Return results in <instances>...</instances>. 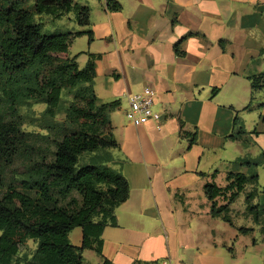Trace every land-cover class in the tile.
Instances as JSON below:
<instances>
[{"label": "crops", "instance_id": "1", "mask_svg": "<svg viewBox=\"0 0 264 264\" xmlns=\"http://www.w3.org/2000/svg\"><path fill=\"white\" fill-rule=\"evenodd\" d=\"M116 1L119 11L107 0H74L90 8L88 25L75 8L47 14L62 22L59 33L92 31V39L75 37L67 55L80 68L95 55L99 101H119L110 115L120 148L110 165L130 192L117 224L105 226L103 256L113 264H264V214L255 221L247 201L253 194L264 210V160L257 182L231 204L232 224L211 214L205 191L207 183L226 187L230 172L250 175L245 161L264 156V88L250 79L264 72V0ZM146 87L162 118L129 124L128 98ZM237 117L244 134L232 139ZM83 237L80 226L69 234L75 246ZM103 256L85 249L83 264H103Z\"/></svg>", "mask_w": 264, "mask_h": 264}, {"label": "trees", "instance_id": "2", "mask_svg": "<svg viewBox=\"0 0 264 264\" xmlns=\"http://www.w3.org/2000/svg\"><path fill=\"white\" fill-rule=\"evenodd\" d=\"M107 1L111 10L122 9L119 1ZM74 8L79 24L88 25L90 8L74 0H0V264H83L85 249L103 256L105 226L117 224L115 210L129 196L128 180L110 165L113 150L120 148L110 115L119 101H99L95 55L84 68L67 55L75 37L88 33L92 39V31L51 33L37 20L43 14L61 17ZM250 79L254 90L264 88V72ZM65 90L74 97L66 118L59 120L56 114ZM29 101L46 104L42 117L35 119L45 134L22 130L24 117L18 106ZM242 134L237 117L230 138ZM262 160L264 156L245 161L252 168L250 175L230 172L226 187L206 184L213 216L232 224L230 206L247 183L257 182L256 167ZM8 168L14 174L11 183ZM53 191L64 198L77 191L83 202L74 211L51 206ZM253 198L248 194V210L259 222L264 210L252 203ZM76 226L84 233L77 246L69 238ZM28 239L37 240L38 246L22 263L16 256ZM103 264L113 262L104 257Z\"/></svg>", "mask_w": 264, "mask_h": 264}, {"label": "rangeland", "instance_id": "3", "mask_svg": "<svg viewBox=\"0 0 264 264\" xmlns=\"http://www.w3.org/2000/svg\"><path fill=\"white\" fill-rule=\"evenodd\" d=\"M37 20L40 21L43 24V30L51 33H56L62 28L63 24L60 20L54 19L52 16H48L47 14H43L42 16H37ZM74 94L70 93L68 90H65L63 92V98L62 101L57 109V118L59 120H63L66 118L65 116V110L70 104V102L73 100ZM258 106H262V103H260ZM46 104L44 103H35L34 101H29L24 104H20L18 106L20 114L24 117V123L22 125V130L25 132H41L46 133L45 130L41 129L39 126V123L35 121V119L41 118L44 110H45ZM7 174V181L8 183L14 182L13 179V172L12 168H8L6 170ZM261 186L263 185L262 182H260ZM21 189V187H20ZM26 192V191H25ZM30 196H34V192H26ZM53 201L51 206H58L63 207L65 209H68L70 211L76 210L83 202L82 196L79 192H72L67 197H61L57 192L53 191ZM242 198L238 199L237 206H242V208L245 206V197L242 195ZM38 246V241L34 239H28L24 244L20 246V250L18 255L16 256L17 259L20 261L25 258H30L33 253L35 252L36 248ZM232 246L235 248V245L232 244ZM230 249V248H229ZM226 248L228 252H231V249L229 250ZM236 251L234 250V253ZM94 256H96L94 254Z\"/></svg>", "mask_w": 264, "mask_h": 264}, {"label": "built area", "instance_id": "4", "mask_svg": "<svg viewBox=\"0 0 264 264\" xmlns=\"http://www.w3.org/2000/svg\"><path fill=\"white\" fill-rule=\"evenodd\" d=\"M156 96V91L151 87L130 94L125 113L129 124L142 125L149 121L159 122L161 120L162 113L154 109ZM164 264H172V261L166 260Z\"/></svg>", "mask_w": 264, "mask_h": 264}]
</instances>
